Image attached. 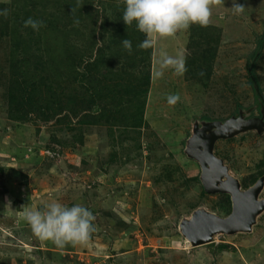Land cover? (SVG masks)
<instances>
[{
  "label": "rangeland",
  "instance_id": "374dc122",
  "mask_svg": "<svg viewBox=\"0 0 264 264\" xmlns=\"http://www.w3.org/2000/svg\"><path fill=\"white\" fill-rule=\"evenodd\" d=\"M233 2L214 8L208 27L159 40L146 72L133 63L140 33L131 54L117 43L124 0H0V264H264V212L250 233L211 244L191 247L178 231L198 206L230 212L228 195L204 192L183 148L193 119L255 104L247 66L260 37L264 89V0H235L241 15ZM29 17L45 26L24 27ZM162 49L186 56L183 76L152 78ZM215 153L246 188L264 173V132L219 140ZM52 201L93 213L86 246L58 248L18 221L22 206Z\"/></svg>",
  "mask_w": 264,
  "mask_h": 264
},
{
  "label": "clouds",
  "instance_id": "9594fccd",
  "mask_svg": "<svg viewBox=\"0 0 264 264\" xmlns=\"http://www.w3.org/2000/svg\"><path fill=\"white\" fill-rule=\"evenodd\" d=\"M124 3V23L129 27L135 21L137 29L145 35L138 45L142 50L155 48L161 39L175 38L178 32L187 31L193 24L208 27L213 9L224 6V0H124ZM231 8L234 15H241L245 11V7L235 3V0ZM0 15L6 17L7 9L0 11ZM43 26V20L29 17L24 21V27H31L34 31H39ZM122 45L129 54L132 53L129 39L122 40ZM167 70L176 76H183L187 72L186 56L182 52L170 55L162 49L159 58L154 60L152 78H163ZM200 75L203 76L204 72ZM179 101V94L167 96L169 106H175ZM22 209L18 221L26 222L40 240L51 241L58 248L86 246L95 231V216L78 204L68 207L52 201L46 203L43 210L25 206Z\"/></svg>",
  "mask_w": 264,
  "mask_h": 264
},
{
  "label": "water",
  "instance_id": "95a60500",
  "mask_svg": "<svg viewBox=\"0 0 264 264\" xmlns=\"http://www.w3.org/2000/svg\"><path fill=\"white\" fill-rule=\"evenodd\" d=\"M258 52L250 60L247 72L257 100L264 101L260 85L252 73ZM253 108L240 107L237 115L225 119L195 118L192 121L183 152L198 164V178L204 192L227 194L231 209L228 214L221 215L198 206L182 217L178 222V231L191 247L211 243L219 235L250 233L264 212V197H260L264 189V173L252 185L242 188L224 159L215 153V145L219 140L231 139L249 131L258 134L264 132V105H261L259 115L251 117Z\"/></svg>",
  "mask_w": 264,
  "mask_h": 264
},
{
  "label": "trees",
  "instance_id": "16d2710c",
  "mask_svg": "<svg viewBox=\"0 0 264 264\" xmlns=\"http://www.w3.org/2000/svg\"><path fill=\"white\" fill-rule=\"evenodd\" d=\"M103 24H104V22H102L101 27H104V26H102ZM114 30H116V34L118 35V38H116V39H117V43H118V44L120 43L121 46H123V45H122V40H124V39H129L131 42H133L134 37L136 38V37L139 35V33H140L139 42H138V44L133 48V50H135L133 63H134V64L137 63V64L135 65L136 68H138L139 65H141L142 63H144V69H145V71L147 72V71L149 70V66H150V64H149V62H148V57H149V54H150V49L142 50V49H140V48L138 47V45H139V44L145 39V35H144L143 33H141V32L137 29V26H136L135 21L133 22V24H132L131 26L127 27L126 24L124 23L123 19H121V20H119L118 22H115ZM263 35H264V31L262 32V36H263ZM262 41H263V37H260V38H258V39L256 40V48H255L253 51H251V52L249 53V58H248V60H251V59L253 58V56L255 55V53L257 52V50L260 49V47H261V42H262ZM97 51L99 52L97 58L103 59V58H104V55H103V51H102V49H98V48H97ZM260 52H261V51L258 52V56H257L256 60L260 57V55H261ZM140 54H141V55H140ZM138 55H140V56L138 57ZM143 55H144V56H143ZM141 56H142V57H141ZM256 60H255V62H256ZM102 61H103V60H102ZM100 62H101V60H100ZM139 63H140V64H139ZM254 67H255V64H254V66H253L252 73H253V75L255 76V78H257V76H256V74H255V72H254ZM145 77H146V82H148V79H149V78H148L147 76H145ZM249 81H250V84H251V80H250V78H249ZM96 91H97V90H94L93 92H96ZM143 92L145 93L144 90H143ZM94 95H95V93H94ZM95 97H96V95H95ZM12 99H14V97H12ZM237 107H240V105L238 104ZM140 109H142V105L140 106ZM226 196H227V194H226ZM227 197H228V196H227ZM228 199H229V197H228ZM210 244H211V243H210ZM219 247H221V246H219Z\"/></svg>",
  "mask_w": 264,
  "mask_h": 264
},
{
  "label": "flooded vegetation",
  "instance_id": "af4514ba",
  "mask_svg": "<svg viewBox=\"0 0 264 264\" xmlns=\"http://www.w3.org/2000/svg\"><path fill=\"white\" fill-rule=\"evenodd\" d=\"M258 84H259V82H258ZM260 85V84H259ZM252 87V86H251ZM252 90H253V88H252ZM260 91H261V93H262V95H263V97H264V93H263V91H264V89L263 88H261V86H260ZM253 93H254V91H253ZM254 98L256 99V101H255V104H252V105H250V106H248V107H254L253 108V110H252V112H251V117L252 116H255V115H259V109H260V107H261V105H264V101L263 100H261V99H259V100H257V96H256V94L254 93ZM241 107V106H240ZM240 107H237L236 108V112H235V114L234 115H237V110H238V108H240ZM255 112H257V114H255ZM229 117V116H228ZM228 117H226V118H228ZM203 119H205V118H203ZM225 119V118H224ZM193 121V120H192ZM250 132V131H249ZM192 160V159H191Z\"/></svg>",
  "mask_w": 264,
  "mask_h": 264
}]
</instances>
